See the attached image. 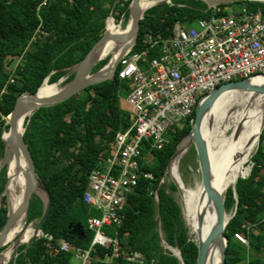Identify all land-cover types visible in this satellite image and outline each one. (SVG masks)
Instances as JSON below:
<instances>
[{"label": "trees", "instance_id": "trees-1", "mask_svg": "<svg viewBox=\"0 0 264 264\" xmlns=\"http://www.w3.org/2000/svg\"><path fill=\"white\" fill-rule=\"evenodd\" d=\"M42 1L0 0V161L5 147L3 125L18 97L25 91L35 93L47 77L48 82L54 83L67 76L72 66L103 36L108 23L113 28L120 26L114 17L126 25L132 0H117L116 3L115 0H48L40 5ZM241 4L264 13V1L258 0L218 7L225 9ZM213 9L204 0H171V3L161 2L148 8L141 19L133 51H142L148 46V34L167 38L177 23L189 26ZM39 27L43 32L37 31ZM107 31L115 34L110 28ZM153 56L154 52H150V57ZM11 57L18 59L13 69L6 63ZM106 63L107 58L99 61L93 72ZM119 69L120 66L112 78L90 85L60 103L42 106L25 119L24 139L37 176L50 192L52 207L42 226L43 235L35 236L28 247L26 244L18 247L8 264H77L74 250L54 251L59 241L67 240L74 248L90 247L93 231L88 227V218L98 215V211L84 200L89 189V175L110 155V143L117 132L132 124L131 113L120 102V94L128 93L130 83L119 78ZM73 77L74 73L64 82ZM195 117L196 109L189 119L169 132L161 148L144 141L145 158L141 161V169L153 177L142 175L139 178L124 207L122 225L109 230L118 231L121 245L118 256L107 261L106 256L114 253L113 246L97 245L92 251L91 264H139L127 259V255L136 251L143 256V264H196L198 245L189 236L181 206L161 183L170 159L192 129ZM251 161L249 176H242L249 172L247 162L235 188L229 186L224 196L227 212L234 210L225 230L227 264H264V127ZM7 179L5 166L0 171V198ZM11 196L14 199L12 192ZM44 207L43 199L34 194L27 224L35 220L38 223ZM7 217L4 195L0 203V230ZM25 228L24 218L14 238ZM237 233L244 235L248 244L238 239ZM45 235H51L52 239ZM163 242L178 248L183 261L165 249ZM6 249L0 252V257Z\"/></svg>", "mask_w": 264, "mask_h": 264}, {"label": "built area", "instance_id": "built-area-1", "mask_svg": "<svg viewBox=\"0 0 264 264\" xmlns=\"http://www.w3.org/2000/svg\"><path fill=\"white\" fill-rule=\"evenodd\" d=\"M47 2L43 0L40 5ZM146 43L142 51L129 50L119 63V78L130 83L126 102L132 124L117 132L110 143V155L89 175L84 200L98 211V215L88 218V227L93 231L91 245L87 249L74 248L62 239L54 248L55 252L74 250L77 264H91L97 245L113 246L114 253L106 256L107 261L118 256V231L109 230L122 225L124 207L139 178L153 177L141 169L144 141L161 148L169 132L189 119L203 98L221 84L264 75V13L246 4L216 7L189 26L177 23L167 38L148 34ZM150 52H154L153 57ZM45 236L52 239L51 235ZM236 237L248 244L241 233ZM127 259L144 262L137 251Z\"/></svg>", "mask_w": 264, "mask_h": 264}, {"label": "bare ground", "instance_id": "bare-ground-1", "mask_svg": "<svg viewBox=\"0 0 264 264\" xmlns=\"http://www.w3.org/2000/svg\"><path fill=\"white\" fill-rule=\"evenodd\" d=\"M158 1L139 0V10L144 12ZM131 30L132 19L129 18L128 27L119 30L116 35H128ZM127 43L128 41L123 43L114 40L106 41L92 53L90 57L91 62L95 63L112 52L110 62L102 71L103 74L108 72L119 52ZM250 83L257 85L264 84V75L251 78ZM59 89L60 86L58 84L45 81L38 92V96L40 98H47L54 95ZM37 106L38 104H33V106L24 109L18 121L17 127L19 132L24 131L25 119L31 115ZM263 118L264 95L251 90L235 88L229 90L217 100L202 120L200 135L209 147L212 186L219 194L223 195L229 184L233 185L236 183L243 168L252 158V154L259 141ZM3 137L4 139H8L9 131L5 130ZM194 140V133H191L182 140L178 153L170 162L168 172L178 182L185 222L190 227V235L198 246H202L212 229L218 223L215 203L208 195L201 181L193 185H186L178 173L181 155ZM6 169L8 181L5 193L8 199V210L12 214L23 206L26 189L25 175L29 170L26 159L19 148H11V158L6 164ZM11 192L14 195V199L11 196ZM229 217L230 214L227 213L225 222L228 221ZM24 218L26 223L28 220L26 211L19 215L14 225L6 233L4 245L15 240L10 244L8 251L1 258V263H6L11 258L14 251L13 243L16 240L26 243L35 236V228L29 225L14 238ZM223 246L224 239L222 238L209 242L205 264H222Z\"/></svg>", "mask_w": 264, "mask_h": 264}, {"label": "water", "instance_id": "water-1", "mask_svg": "<svg viewBox=\"0 0 264 264\" xmlns=\"http://www.w3.org/2000/svg\"><path fill=\"white\" fill-rule=\"evenodd\" d=\"M204 1L207 3L209 8H216L221 4H231V3L246 1V0H204ZM258 1H264V0H258ZM161 2H163V0H161L160 2L158 1L156 4L161 3ZM138 3H139V0H132L129 6L130 7V17L129 18L132 19V30L128 35L109 34L106 29L103 36L92 46V48L89 50L86 56L82 60H80L77 64L72 66V68L75 69L74 77L70 81L65 83L64 85L60 86V89L58 92H56L54 95L49 96L47 98H40L38 96V92L41 86L44 84L45 81H48V77H47L35 93H32L30 91L23 92L18 97L11 114L7 116V120L3 125V131L7 130V125H9V130H8L9 137L8 139H4L2 135V138L5 143V147H4V156L2 157L0 161V171L6 166V164L11 158V148H19L22 151L26 159V162L29 166V170L26 172V175H25L26 189H25V194L23 198V206L22 208L13 212L12 214H10L8 210L7 221L4 227L2 228V230H0V249L4 246V243H5L4 238H5L6 233L14 225L19 215L25 211L27 212V215H28L30 202L34 194L39 195L43 199L44 204H45L44 212L35 227V236H40V234L42 235L43 233L42 226L45 220L47 219L50 209L52 207V198H51L49 190L44 185V183H42L43 184L42 189L44 191L45 196L37 192L38 187L36 185V180L39 178L36 173L35 163H34L32 154L30 152L28 144L26 143L24 139V131L26 129V126L24 127L23 132L18 131V127H17L18 121L24 109L30 106H33V104H38L36 109L31 113L32 115L38 108L42 106H52L54 104L60 103L70 97H73L74 95L81 92L82 90H84L90 85L98 84V83L104 82L112 78L114 74L116 73V70L119 66L121 58L129 50H131L137 42V37L139 34L140 25H141V19L144 17V12H145V11L142 12L141 10H139ZM108 40H114L119 43L128 41V43L119 52L115 62L113 63L111 69L108 72L103 74L102 71L106 67V65L110 62V60H108V62L102 68L93 72V68L97 63L96 62L92 63L90 57L92 53L98 47H100L102 44H104ZM6 63H7L8 68L13 69L18 63V59L15 57H11L6 60ZM61 81H62V78L52 84H60ZM235 88L251 90V91L259 92L264 95V84H261V85L251 84L250 79H240V80L230 81V82L221 84L213 92L207 94L203 98V100L198 104L196 108V117L194 120V124L192 126L191 131L188 134V135H190L191 133L195 134V140L192 143H194L195 145L198 158H199V165H200L201 176H202V184L204 188L206 189L208 195L213 199L215 203L217 217H218V223L210 232L209 236L206 239V242L202 246H198V256H197L196 264H205V258H206L207 247H208L209 242H211L212 240L220 239V238L224 239V246L222 248V264H227L226 247L228 244V237L225 234V230L232 216H230L228 221L225 222V217H226V214L228 213L225 208V197L222 194H219L212 186L211 160H210V155H209V147H208L207 142L201 138L200 126H201V122L203 118L207 115V112L213 107L217 99L224 92L231 90V89H235ZM31 115H29L28 117H31ZM263 127H264V118L262 122L261 132L263 130ZM261 132H260V135H261ZM259 139H260V136H259ZM178 149L179 148H177L174 155L170 159V162L178 153ZM170 162H169V165H170ZM169 165H168V168H169ZM235 184L236 183L232 185L234 188H235ZM4 195H5V190L1 194L0 203L2 202ZM158 228L161 234L160 220H158ZM33 238H31L29 242L25 243L27 247ZM19 244H21V242L16 240L13 243V247L16 248L18 247ZM172 251L174 255H176L181 261H183V257L180 251L177 253L174 248L172 249ZM0 264H7V263H0Z\"/></svg>", "mask_w": 264, "mask_h": 264}, {"label": "rangeland", "instance_id": "rangeland-1", "mask_svg": "<svg viewBox=\"0 0 264 264\" xmlns=\"http://www.w3.org/2000/svg\"><path fill=\"white\" fill-rule=\"evenodd\" d=\"M116 1H117V0H115V2H116ZM157 1H158V0H157ZM160 1H161V0H159V2H160ZM163 2H166V0H163ZM151 7H152V6H151ZM231 7H232V6H231ZM145 11H146V10H145ZM110 16H113V15H110ZM113 17H114V16H113ZM114 19H115V21H116L118 24H120V26H117L116 28H113V27L108 23L106 29H107V30H108L109 28L112 29V31L115 32L114 35H116L117 32H118L119 30H123V29H125V28L128 27V22L126 23V25H123L122 21H117L115 17H114ZM124 27H125V28H124ZM107 32H108V31H107ZM108 33H109V32H108ZM111 54H112V52L108 53V55H107L106 57H103V58L100 59L99 61L104 60V59L107 58V62H108V60H110V58H111ZM99 61H97L96 63H98ZM98 70H99V69H98ZM74 72H75V69L72 68V69L69 71V73L67 74V76H69L70 74H72V73H74ZM67 76L62 77V81H61V83L58 84L59 86H62V85L65 84L64 81H65V79L67 78ZM120 102H121L122 107H123L124 109L128 110L129 106H128L127 102H126V96H125L124 94H122V93L120 94ZM190 131H191V130H190ZM3 134H4V131H3ZM258 147H259V142H258V144H257V146H256V149L254 150L252 156L256 153ZM178 148H179V147H178ZM183 156H184V157H183ZM248 165L250 166V168H249V172H248L247 174H243L245 177H248V176H249V173H250V170H251V165H252V161H251V159H250V161L248 162ZM242 171H243V170H242ZM178 173H179L181 179L184 181V183H185L186 185H193V184H195V183L198 182V181H201V182H202L201 169H200V165H199V158H198V154H197V151H196V148H195L194 143H191V144L188 146L187 150L181 155L180 162H179V166H178ZM243 175H242V176H243ZM7 178H8V176H7ZM7 181H8V179H7ZM7 181H6V184H7ZM36 183H37V187H38L37 192H38L39 194L45 196L44 191H43V189H42V188H43V184H42V182H41L39 179H37V180H36ZM161 183L165 186V188L167 189V191H168L171 195L174 196V198L176 199V201H177V202L179 203V205L181 206L182 213H183V206H182V201H181V191H180V188H179L178 182H177V180H176V179H175V178H174V177L168 172V169H167L166 174H165L164 178L162 179ZM6 184H5V188H6ZM172 185H175L176 187L173 188ZM229 186H232V185L229 184V185L227 186V188H228ZM4 190H5V189H4ZM226 193H227V189H226V191L224 192L223 196H225ZM5 196H6L7 206H8V199H7V195H6V193H5ZM233 213H234V210L231 211V212L228 213V214H230V216H231ZM183 217H184V213H183ZM184 221H186V220H185V217H184ZM185 224H186V226H187V228H188L189 236L191 237V235H190V227L187 225L186 222H185ZM29 225H32V226L35 228L36 225H37L36 220L33 221V222H30V223L28 222V224H27V222L25 223V226H29ZM161 233H162V231H161ZM21 235H22V234H21ZM40 235H41V234H40ZM235 236H236V235H235ZM191 238H192V237H191ZM14 240H15V239H14ZM14 240H12L11 242H9L8 244H5V245L1 248L0 252L3 251L4 249H6L7 247L9 248L10 244H12V242H13ZM245 244H246V243H245ZM23 245H25V243H21V244H19L18 247L23 246ZM163 245H164L165 249H168V250H170L171 252H173V251H172L173 248H171V247H170L169 245H167L165 242H163ZM18 247L14 248V251L12 252L11 258H13V257L15 256V251L17 250ZM8 248H7V249L5 250V252L2 254V256L0 257V260H1V258L6 254V252L8 251ZM174 249H175V251L177 250V251H176L177 253L179 252V249H178V248H174ZM11 258L9 259V261L11 260ZM9 261H8V262H9ZM8 262L6 261L7 264H8ZM75 262L77 263L78 260L75 259ZM0 263H1V262H0Z\"/></svg>", "mask_w": 264, "mask_h": 264}, {"label": "crops", "instance_id": "crops-1", "mask_svg": "<svg viewBox=\"0 0 264 264\" xmlns=\"http://www.w3.org/2000/svg\"><path fill=\"white\" fill-rule=\"evenodd\" d=\"M126 96V95H125Z\"/></svg>", "mask_w": 264, "mask_h": 264}]
</instances>
